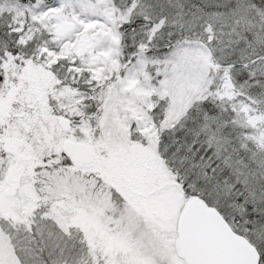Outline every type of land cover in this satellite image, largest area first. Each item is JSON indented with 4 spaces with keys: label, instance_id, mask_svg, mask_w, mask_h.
<instances>
[{
    "label": "snow or ice",
    "instance_id": "1",
    "mask_svg": "<svg viewBox=\"0 0 264 264\" xmlns=\"http://www.w3.org/2000/svg\"><path fill=\"white\" fill-rule=\"evenodd\" d=\"M0 264H264V0H0Z\"/></svg>",
    "mask_w": 264,
    "mask_h": 264
}]
</instances>
